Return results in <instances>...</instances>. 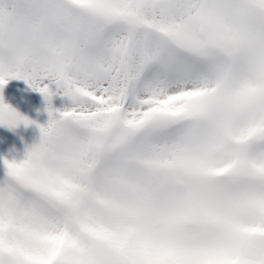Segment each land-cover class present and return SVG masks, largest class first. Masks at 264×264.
<instances>
[{
    "label": "snow or ice",
    "instance_id": "snow-or-ice-1",
    "mask_svg": "<svg viewBox=\"0 0 264 264\" xmlns=\"http://www.w3.org/2000/svg\"><path fill=\"white\" fill-rule=\"evenodd\" d=\"M10 78L0 264H264V0H0Z\"/></svg>",
    "mask_w": 264,
    "mask_h": 264
},
{
    "label": "rangeland",
    "instance_id": "rangeland-1",
    "mask_svg": "<svg viewBox=\"0 0 264 264\" xmlns=\"http://www.w3.org/2000/svg\"><path fill=\"white\" fill-rule=\"evenodd\" d=\"M52 86L50 85V88ZM0 100L9 105L29 121L27 125L18 123L8 127L0 125V172H3V161L19 162L24 159L26 149L39 141L37 125H46L49 114L45 111L46 101L41 93L30 87L23 79L10 78L0 87ZM66 99L52 95V109L62 110ZM57 112H53L55 116Z\"/></svg>",
    "mask_w": 264,
    "mask_h": 264
}]
</instances>
